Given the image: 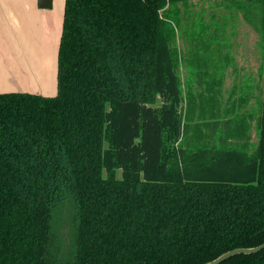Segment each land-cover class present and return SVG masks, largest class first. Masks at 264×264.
I'll list each match as a JSON object with an SVG mask.
<instances>
[{
    "label": "trees",
    "instance_id": "16d2710c",
    "mask_svg": "<svg viewBox=\"0 0 264 264\" xmlns=\"http://www.w3.org/2000/svg\"><path fill=\"white\" fill-rule=\"evenodd\" d=\"M183 1L64 0L56 93L0 92V264H204L264 242V34L255 148L169 161Z\"/></svg>",
    "mask_w": 264,
    "mask_h": 264
},
{
    "label": "rangeland",
    "instance_id": "374dc122",
    "mask_svg": "<svg viewBox=\"0 0 264 264\" xmlns=\"http://www.w3.org/2000/svg\"><path fill=\"white\" fill-rule=\"evenodd\" d=\"M261 5L260 0H186L176 5L183 19L174 45L182 99L171 119L179 129L172 135L178 138L165 141L169 161L178 162L181 157L174 154L183 147L193 153L200 150L205 165L211 166L215 147L228 144L232 136H238L249 152L255 148L263 98ZM186 28L204 35L178 37L177 31L183 34ZM162 102L158 96L152 106L158 108ZM152 114L162 119L154 124L162 129L164 113ZM131 145L125 140L124 146ZM123 172L118 166L114 174L120 177ZM63 231L67 237L69 227Z\"/></svg>",
    "mask_w": 264,
    "mask_h": 264
},
{
    "label": "crops",
    "instance_id": "0c3cea01",
    "mask_svg": "<svg viewBox=\"0 0 264 264\" xmlns=\"http://www.w3.org/2000/svg\"><path fill=\"white\" fill-rule=\"evenodd\" d=\"M63 11L64 0H0V92L56 93ZM186 29L177 36L204 35Z\"/></svg>",
    "mask_w": 264,
    "mask_h": 264
},
{
    "label": "water",
    "instance_id": "95a60500",
    "mask_svg": "<svg viewBox=\"0 0 264 264\" xmlns=\"http://www.w3.org/2000/svg\"><path fill=\"white\" fill-rule=\"evenodd\" d=\"M44 6V5H42ZM262 250H264V242L261 243L258 246L255 247H251V248H235L232 250H229L227 252L222 253L221 255H219L217 258L206 262L204 264H220L222 262H224L225 260H227L228 258L237 255V254H255V253H259Z\"/></svg>",
    "mask_w": 264,
    "mask_h": 264
}]
</instances>
